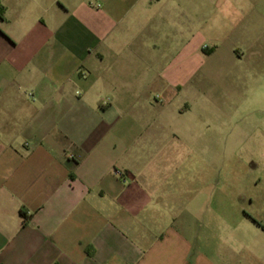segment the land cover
<instances>
[{"label": "crops", "instance_id": "obj_1", "mask_svg": "<svg viewBox=\"0 0 264 264\" xmlns=\"http://www.w3.org/2000/svg\"><path fill=\"white\" fill-rule=\"evenodd\" d=\"M0 6V264H264V170L218 189L192 148L200 82L263 108L264 0Z\"/></svg>", "mask_w": 264, "mask_h": 264}, {"label": "rangeland", "instance_id": "obj_2", "mask_svg": "<svg viewBox=\"0 0 264 264\" xmlns=\"http://www.w3.org/2000/svg\"><path fill=\"white\" fill-rule=\"evenodd\" d=\"M261 74L264 78V65L261 68ZM200 85L208 95V102L201 100L195 102L199 134H210L212 141L207 142L206 139L199 138L198 143L192 146L198 155L199 168L205 166L204 160L208 158L207 168L213 171L211 183L214 187L229 189L244 183L249 193L254 196L257 191L255 179H258L261 171L264 170V161L262 165L258 164L264 154V103L261 110H255L252 109L253 98L249 94L245 98H228L222 84L214 86L211 82L204 81L200 82ZM244 100L246 103L243 105ZM214 103L220 107L221 112L212 109L213 105L210 104ZM179 105L184 107L186 102L179 101ZM239 120L246 123L254 121L261 123L263 127L260 141L248 140L242 144H227L228 136L237 132L233 123ZM225 122L230 123L226 125ZM247 132L252 133V137L256 133L253 129H248ZM179 148L183 149V146Z\"/></svg>", "mask_w": 264, "mask_h": 264}, {"label": "trees", "instance_id": "obj_3", "mask_svg": "<svg viewBox=\"0 0 264 264\" xmlns=\"http://www.w3.org/2000/svg\"><path fill=\"white\" fill-rule=\"evenodd\" d=\"M4 8H2L1 6H0V18H3L4 16ZM20 214L22 215V217H23V223H24V225L25 224H27V222L29 221V219H30V216L27 214V211L25 210V209H21L20 210ZM259 226H261L262 228H263V230H264V226L260 223V222H258V221H256V220H254Z\"/></svg>", "mask_w": 264, "mask_h": 264}]
</instances>
